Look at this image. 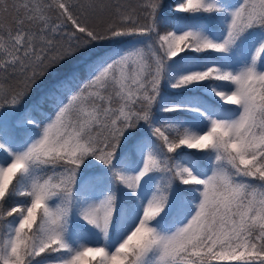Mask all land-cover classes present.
<instances>
[{
    "label": "snow or ice",
    "instance_id": "snow-or-ice-1",
    "mask_svg": "<svg viewBox=\"0 0 264 264\" xmlns=\"http://www.w3.org/2000/svg\"><path fill=\"white\" fill-rule=\"evenodd\" d=\"M0 264H264V0H0Z\"/></svg>",
    "mask_w": 264,
    "mask_h": 264
}]
</instances>
